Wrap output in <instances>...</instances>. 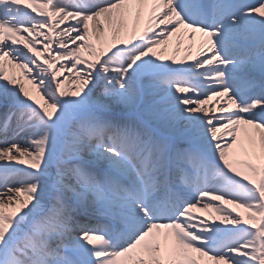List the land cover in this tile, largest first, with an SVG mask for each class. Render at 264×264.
Segmentation results:
<instances>
[{"label":"snow or ice","instance_id":"snow-or-ice-1","mask_svg":"<svg viewBox=\"0 0 264 264\" xmlns=\"http://www.w3.org/2000/svg\"><path fill=\"white\" fill-rule=\"evenodd\" d=\"M0 264H264V0H0Z\"/></svg>","mask_w":264,"mask_h":264},{"label":"bare ground","instance_id":"bare-ground-1","mask_svg":"<svg viewBox=\"0 0 264 264\" xmlns=\"http://www.w3.org/2000/svg\"><path fill=\"white\" fill-rule=\"evenodd\" d=\"M200 34H197V36H196V42H198L199 40H200ZM175 42V38H173V41L169 44V46H168V52H166L165 53V55H169V54H171V51H172V44ZM189 43V41L187 40V38L185 37L184 38V42L181 44V56H183V49L186 47V45ZM163 47V46H162ZM195 51H196V49H195V47L193 48V53H195ZM191 60V57H189V61ZM25 84H26V87L29 89V91H34V88H33V86L31 85V84H28L27 83V81H25ZM68 87H73V85H72V82L71 81H69L68 82V85H67ZM212 103L213 102H210L209 103V105H207V106H211L212 105ZM229 207H231V205L229 206ZM193 211L196 213V214H198V215H200L201 217H206L208 220H213L214 218H215V220L217 221V222H219V217L218 216H216V214L214 213V212H211V210H204L202 207H197V208H195V209H193ZM211 212V214L209 215V213Z\"/></svg>","mask_w":264,"mask_h":264}]
</instances>
